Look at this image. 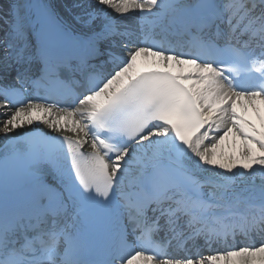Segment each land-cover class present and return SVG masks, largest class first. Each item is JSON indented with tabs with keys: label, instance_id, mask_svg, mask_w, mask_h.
Returning <instances> with one entry per match:
<instances>
[{
	"label": "snow or ice",
	"instance_id": "obj_1",
	"mask_svg": "<svg viewBox=\"0 0 264 264\" xmlns=\"http://www.w3.org/2000/svg\"><path fill=\"white\" fill-rule=\"evenodd\" d=\"M72 7L0 16V264H264V0Z\"/></svg>",
	"mask_w": 264,
	"mask_h": 264
},
{
	"label": "bare ground",
	"instance_id": "obj_2",
	"mask_svg": "<svg viewBox=\"0 0 264 264\" xmlns=\"http://www.w3.org/2000/svg\"><path fill=\"white\" fill-rule=\"evenodd\" d=\"M53 3L55 4V7L57 8L58 11L61 12L62 15H64L66 18L68 17L69 13L71 14H78L79 13V9H76L74 7H72L73 5L75 4H78V3H81V2H84V3H89V4H95V0H92L91 2H87L85 0H61L62 2H59L57 0H52ZM11 3V0H0V8L1 9H6L8 10V7H9V4ZM63 4V5H62ZM67 9V11H65L63 8ZM100 22L97 21V24H99ZM77 27H79V25H76ZM2 74V73H0ZM3 75V74H2ZM2 103V102H0ZM14 111V109H12ZM7 117L3 114H0V121H3L5 120ZM2 126V125H0ZM34 129H37L35 127V125H27L25 124L23 126V131L21 129H15L14 130V133H20V134H23L25 132H29L31 130H34ZM38 129H42L48 133H51V134H55V135H61V133H55L52 129H50L46 124H41L40 127ZM14 133H10L9 134V138L10 137H13ZM67 135H71V136H75L74 133H71V132H68L66 133ZM82 135V134H81ZM3 136V133H0V137ZM5 140L4 139H0V145L4 142Z\"/></svg>",
	"mask_w": 264,
	"mask_h": 264
}]
</instances>
